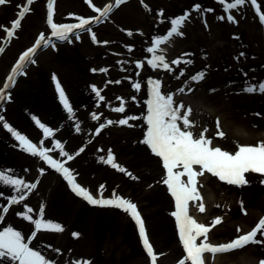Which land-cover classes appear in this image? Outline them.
I'll use <instances>...</instances> for the list:
<instances>
[{"label": "rangeland", "instance_id": "374dc122", "mask_svg": "<svg viewBox=\"0 0 264 264\" xmlns=\"http://www.w3.org/2000/svg\"><path fill=\"white\" fill-rule=\"evenodd\" d=\"M110 2L90 0L99 8ZM259 2L264 12V0ZM26 3L27 0H6L0 5V46L7 41L0 55V88L19 57L35 46L41 34L48 37L51 33L46 14L48 0H34L13 38L8 40L5 29L11 28ZM195 4L201 5L202 10L212 11H191ZM185 12H190V16L181 29L182 35L173 36L158 52L164 55L172 70H154L147 64L153 55L147 48L152 46L153 38L167 34L171 19ZM230 14L235 23L228 22L227 14L216 0H126L106 20L90 25L96 43L92 34L85 31L79 39L71 37L70 43L53 41L37 52L34 63L24 69L25 74L18 76L7 93L10 100L0 106L4 121L38 146L42 140L45 148H52L57 141L62 143L64 150L74 157L72 160L61 157L59 149L48 154L64 163L76 176V182L94 198L112 199L115 193L137 206L157 255L156 264H178L184 256L178 232L172 229L173 203L163 183L162 161L152 154L146 158L140 151L148 148L142 141L147 132L143 117L147 115L149 79L159 80L162 94L173 95L174 106H184L182 112L191 109L189 119L195 126L190 130L198 136L207 129L205 135L213 141V147L234 153L237 144L264 142V94L243 91L246 86L264 82V29L248 0ZM95 15L85 0H55L57 24ZM220 16L225 19H217ZM180 59L190 60L191 64L172 63ZM137 62L142 65L139 69ZM181 71L184 75H180ZM201 72L203 79L191 80ZM134 82L140 83L139 91L133 88ZM56 83L73 108V119L68 118L60 102ZM93 87L100 90L102 101L92 91ZM181 88L182 93L178 91ZM118 98L125 101L123 113L112 111L120 106ZM94 113L99 120H92ZM129 116L137 119L129 120L127 125L118 123ZM33 117L51 128L54 135L45 139ZM109 120L117 123L106 125L96 134V129ZM217 121L223 138L217 136ZM76 122L80 131L76 129ZM81 148L84 151L76 155ZM1 150H7L13 158H8L11 163L7 164L0 157V170H11L14 178L36 183L37 187L21 204L9 207L8 200L14 190L0 186V210L9 207L6 214L0 211L3 215L0 231L11 226L28 242L34 227L18 213L29 206L34 209L33 218H39L43 206L44 220L60 224L64 231H40L31 238L29 246L44 255L50 264L84 261L87 264H151L148 256L130 254L131 247L125 237L132 218L126 212L93 206L78 197L58 172L38 157L22 151L2 125ZM109 150L125 172L101 161ZM246 179L247 185L237 187L222 183L208 173L198 178L197 187L205 211L199 212V201L190 202V215L206 226L217 217L222 220L208 234L211 244L225 243L246 234L264 217V176L248 173ZM262 260L264 243L224 253L214 264H260ZM213 262L208 259V264ZM0 264L12 262L3 259Z\"/></svg>", "mask_w": 264, "mask_h": 264}, {"label": "snow or ice", "instance_id": "6c2138e0", "mask_svg": "<svg viewBox=\"0 0 264 264\" xmlns=\"http://www.w3.org/2000/svg\"><path fill=\"white\" fill-rule=\"evenodd\" d=\"M34 0H27V4L31 5ZM89 3V7L97 15L93 18L75 17L77 23L68 24H56L53 22L54 16V4L55 0H48L47 5V24L51 30V37H45L43 34L35 42V46L25 51L12 68L10 75L6 78L3 88H0V106L2 102L10 100V95L7 93L14 86L17 76L24 75V69L28 63H34L33 56L37 53V50L42 47H48L55 41H67L71 42V37L76 39L80 38L81 32L91 33V38L94 43L97 42L96 35L92 32L90 25L93 23H101L106 20L109 14L114 8L126 3V0H114V3L108 4L103 8L95 7L90 3V0H85ZM221 5L222 10L226 13V19L230 23H235L233 16L230 14L233 10L243 7L246 0H216ZM251 3L259 22L264 26V12L261 10V3L259 0H248ZM6 3V0H0V5ZM147 7V6H145ZM191 11L209 12L212 9H201V5L195 4ZM29 12V7L25 6L19 12V18L12 23L11 30L6 31L8 40L13 38L14 32L20 27L21 20L25 14ZM158 15H162L159 13ZM190 12H185L183 15L170 20V30L167 34L160 37H155L152 40V46L147 48V52L153 54L151 59L147 61L148 66L154 70L158 67H162L166 71H171L169 64L165 62V57L162 54H158L160 47L166 44L173 36H181L185 22L189 19ZM217 19H225L224 16L217 17ZM130 34V33H129ZM7 41H5L6 45ZM132 51L131 48L128 49ZM4 51V46H0V53ZM187 55V54H186ZM243 55V53H241ZM174 64H191L190 60H175ZM141 63H136V68H141ZM103 72H107V69H101ZM180 75H184L183 71ZM204 73H197L191 77V80L199 82L203 79ZM179 78V77H178ZM55 80V77H53ZM115 83H119L116 81ZM149 92L147 104V115L143 117L144 122L147 124V132L145 133L143 143L151 149L152 153L159 157L162 161L163 168L165 170V176L163 183L167 186L168 192L175 202V211L171 215L175 218L176 228L179 235L180 243L183 247L184 257L178 262V264H206L205 254H211L215 257L217 254H223L232 252L235 250L243 249L248 245L264 243V217L252 228L251 231L244 235H238L236 238L228 243L213 245L209 242V233L216 225L222 222L221 218L217 217L211 222V226L198 223L189 214L190 202L197 205L199 212L205 211V206L202 197L198 191V178L205 175V173L211 174L213 177H217L220 181L237 187H243L248 184L246 174L258 173L264 176V142L256 145H239L237 144V150L234 153L223 150L220 147H213V141L206 137L205 133L207 129L201 132L198 136L190 130L195 125L190 121L189 117L191 109H187L182 112L183 105L174 106L173 95H164L161 92V82L159 80L149 79ZM140 83L134 82L133 88L136 91L140 90ZM56 90L59 94V99L63 105L65 111L68 113V118L73 119L74 112L68 98L66 97L63 89L56 83ZM92 91L96 94L99 100H103L100 90L95 87ZM183 92L184 89L178 90ZM247 93L259 92L264 94V82H260L256 86H246L243 89ZM120 106L113 108L112 111L117 113H123L125 111V101L121 98ZM92 120H99L100 117L97 114H92ZM37 127L42 130L45 139L54 135L53 130L46 127L38 119L33 117ZM137 119V117L129 116L126 119L119 120L121 125H127L129 120ZM117 123L114 121H107L105 124H101L96 129V134H99L102 128L106 125ZM0 125L9 132L12 137L18 142L22 151L38 157L50 168L58 172L63 179L68 183L71 190L78 196L84 199L88 204L101 207H114L123 210L135 221L140 240L143 244L144 250L147 256L150 258L151 264H156L157 255L154 253L153 246L151 245L148 235L145 230L144 221L137 211V206L131 203L129 200L123 199L120 196L113 193L112 199L94 198L89 190L82 187L76 182V176L73 172L65 167V164L53 159L48 153L53 149H59V155L66 157L67 161L72 160L74 157L64 150V145L60 142H54L52 148H45L43 146V140L39 146L33 143L25 135L15 130L6 121L3 116H0ZM76 129L80 131L79 122H76ZM217 136L224 137V133L219 130V121H217ZM84 149L81 148L76 153L79 155ZM101 161L110 165L119 172H125L126 170L115 162V158L111 152L108 151L106 158H101ZM66 162V161H65ZM11 170H0V186L11 187L14 190V194L8 200L9 207L12 205L21 204L26 200L27 194L37 187L36 183H26L23 179L14 178L10 174ZM186 177L187 179H182ZM103 186H101V193ZM9 207H4L2 211L6 214L9 211ZM34 209L29 206H25L22 213H18L24 221L33 225L34 231L31 238H34L36 233L40 231L50 232H63L64 228L58 223H52L45 221L43 218L44 208L41 206L39 210V218H33L32 213ZM3 219V215H0V220ZM240 229H237L239 233ZM77 235V234H74ZM258 236L261 239H258ZM26 242L25 237L18 230H14L9 226L0 231V260L8 259L12 264H50L44 255L39 251L33 250L29 246L30 240ZM199 241V242H198ZM81 264H87L86 261ZM264 264V260L260 262Z\"/></svg>", "mask_w": 264, "mask_h": 264}, {"label": "trees", "instance_id": "16d2710c", "mask_svg": "<svg viewBox=\"0 0 264 264\" xmlns=\"http://www.w3.org/2000/svg\"><path fill=\"white\" fill-rule=\"evenodd\" d=\"M141 149V150H140ZM139 150L141 151V154L144 156V157H148L149 155H150V151H149V149L148 148H145L144 147V150L142 149V148H140ZM139 151V152H140ZM0 157H1V159H4V160H6L7 161V164H10L11 163V161H9L8 160V158H10V159H12L13 157H12V155L11 154H8L7 153V150H5V151H0ZM10 162V163H9ZM128 227V233L126 234V237H125V242H126V240H128V242H129V245H130V247H131V249H130V254H136V255H140V256H143V252H142V249H141V246H140V243H139V240H138V238H137V235H135L136 233H134L135 232V230H134V226H133V224L130 222V225L129 226H127ZM170 228V230H172L173 229V227H172V229H171V227H169Z\"/></svg>", "mask_w": 264, "mask_h": 264}, {"label": "bare ground", "instance_id": "6f19581e", "mask_svg": "<svg viewBox=\"0 0 264 264\" xmlns=\"http://www.w3.org/2000/svg\"><path fill=\"white\" fill-rule=\"evenodd\" d=\"M168 42H169V41H168ZM168 42H167V43H168ZM189 211H190V210H189ZM193 218H194V217H193ZM212 230H213V229H212ZM212 230H211V231H212ZM211 231H210V232H211ZM213 245H217V243H214ZM223 254H224V253H223ZM223 254H217L215 257H212L211 254H205V261H206V264H208V259H209V258H211V259L214 260V262H213L212 264L216 263L215 260L217 261L218 258L221 257Z\"/></svg>", "mask_w": 264, "mask_h": 264}]
</instances>
